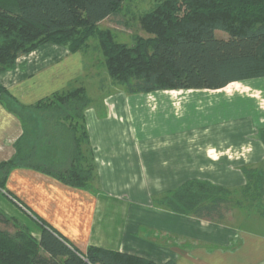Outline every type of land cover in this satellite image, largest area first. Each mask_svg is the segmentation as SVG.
<instances>
[{"label": "crops", "instance_id": "0c3cea01", "mask_svg": "<svg viewBox=\"0 0 264 264\" xmlns=\"http://www.w3.org/2000/svg\"><path fill=\"white\" fill-rule=\"evenodd\" d=\"M86 50L45 44L0 72V85L25 108L81 85L91 100L84 114L86 134L80 129L75 136L83 138L78 146L69 122L36 119L35 111L24 113L23 121L0 102V165L15 156L27 132L24 142L33 148L32 158L86 170L87 188L16 168L5 183L10 194L0 196L23 212L39 234L44 223L84 254L96 246L157 264H264V234L252 227L264 224V216L252 217L250 212L245 217L243 210L232 212L227 206L216 222L176 214L163 204L168 194L192 180L234 195L246 184L244 171L264 164L259 139L264 78L217 91L134 95L115 84L106 68L105 73L95 71ZM232 85L245 88L229 90ZM197 94L237 98V116L210 124L185 122L203 109Z\"/></svg>", "mask_w": 264, "mask_h": 264}, {"label": "trees", "instance_id": "16d2710c", "mask_svg": "<svg viewBox=\"0 0 264 264\" xmlns=\"http://www.w3.org/2000/svg\"><path fill=\"white\" fill-rule=\"evenodd\" d=\"M129 1L0 0V72L11 70L18 57L45 44L78 52L87 49L89 39L95 38L110 78L129 94L217 91L264 78V0H157L139 19L148 37L135 35L133 44L127 45L99 25L110 18H122ZM119 24L124 25V20ZM216 31L228 37L219 39ZM0 102L23 121L24 113L35 111L36 119L69 122L76 146L83 140L81 134L75 137L79 130L86 134L84 114L91 100L85 86L56 93L25 108L0 85ZM23 136L15 156L0 165V193L10 194L5 183L16 168L33 169L68 186L87 188L86 170L72 161V166L64 167L52 160L32 158L33 148L24 142L27 132ZM259 139L264 145V128ZM244 175L242 197L260 204V215L264 216V164L246 169ZM230 194L229 189L210 182L192 180L168 194L163 204L179 215L193 214L219 222L221 210L231 205ZM242 205L238 201V206ZM0 219L11 222L1 209ZM42 226L39 238L22 225L13 234L0 230V264H157L96 246L84 254L53 228Z\"/></svg>", "mask_w": 264, "mask_h": 264}, {"label": "rangeland", "instance_id": "374dc122", "mask_svg": "<svg viewBox=\"0 0 264 264\" xmlns=\"http://www.w3.org/2000/svg\"><path fill=\"white\" fill-rule=\"evenodd\" d=\"M157 0H130L125 5L126 14L121 18H110L108 20L103 21L99 27L103 30L109 29L113 33L115 40L124 43L127 45L133 44V37L135 35L148 37L147 33L141 29L139 19L142 15L147 12H150ZM124 20L125 24H119L121 20ZM216 37L219 39H225L228 35L225 32L216 31ZM86 57L89 60L90 64H95V71L99 73H105V57L100 50L99 41L95 38H91L88 41V48L86 50ZM89 64V65H90ZM107 70V68H106ZM108 72V71H107ZM112 80V79H111ZM100 81V79L98 80ZM104 84L105 81L103 80ZM248 85V84H247ZM237 88V90H243L245 88L243 85H232L228 89ZM233 90V91H235ZM227 90H225L226 92ZM232 91V92H233ZM241 92V91H240ZM243 92V91H242ZM230 93V92H229ZM196 99L202 100L203 109L200 113L192 112L191 115L185 122L193 123V125L199 123L210 124L214 122H227L231 119L235 118L236 115V105H239L237 98H233L229 101L225 95L220 94L213 97H203L202 94L195 95ZM240 111V109H238ZM239 113H242L241 111ZM4 194V193H0ZM230 202L231 205L228 208H233L231 211L234 212L236 209L243 210L245 213V217H247V213L251 212V216L260 217L262 214V209H260V204L256 202L245 201L242 197L241 190L236 192L234 195L230 194ZM238 201H242L243 205L238 206ZM15 202V201H14ZM0 209L11 219V222H5L0 219V230L7 231L11 234L15 233L18 226H25L28 230L31 231L32 235H36L39 238L38 227L31 223L30 219L20 210L17 209L8 199H5L3 196H0ZM249 211V212H248ZM255 212V214H254ZM254 214V215H253ZM229 216V215H228ZM227 216V218H228ZM243 216V215H242ZM241 216V217H242ZM229 219V218H228ZM246 219V218H243ZM241 220V219H240ZM15 222V225H14ZM253 223V222H252ZM250 223V224H252ZM252 227L256 229L258 233L264 234V224H253ZM35 236V237H36Z\"/></svg>", "mask_w": 264, "mask_h": 264}]
</instances>
